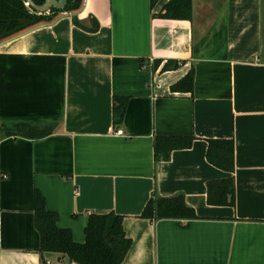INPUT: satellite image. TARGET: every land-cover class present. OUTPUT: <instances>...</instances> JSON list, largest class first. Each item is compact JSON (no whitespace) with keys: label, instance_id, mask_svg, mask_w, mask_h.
I'll return each instance as SVG.
<instances>
[{"label":"crops","instance_id":"1","mask_svg":"<svg viewBox=\"0 0 264 264\" xmlns=\"http://www.w3.org/2000/svg\"><path fill=\"white\" fill-rule=\"evenodd\" d=\"M169 1L84 0L0 41V126L53 128L0 136V264H76L39 252L37 189L78 242L91 214H122L121 264H264V0L156 16ZM191 70L194 91H172ZM115 97L127 98L118 126ZM158 136L193 141L156 160ZM210 140L233 142V171L209 161ZM231 176L234 204H210L208 183ZM179 194L196 218L141 216Z\"/></svg>","mask_w":264,"mask_h":264},{"label":"trees","instance_id":"2","mask_svg":"<svg viewBox=\"0 0 264 264\" xmlns=\"http://www.w3.org/2000/svg\"><path fill=\"white\" fill-rule=\"evenodd\" d=\"M42 4L45 0H33ZM84 0H68L66 11L77 12ZM158 0H151L154 6ZM192 0H170L156 15L169 19H192ZM60 12H31L26 0H0V35L21 26V21L31 18L35 24L51 21ZM91 26L84 25L77 16L75 22L89 31L99 27L95 17L90 18ZM157 65V63H156ZM177 63L167 61L163 70L176 68ZM172 91L192 93L194 91V71L191 70L182 79L171 86ZM127 98L115 97L114 125L123 122ZM53 131L51 126H37L28 122H18L12 125L2 123L0 136L19 134L27 138L40 139ZM192 138L158 136L155 141L156 160L166 159L174 149L188 148ZM209 161L227 171L234 170L233 142L230 140H210L207 151ZM235 181L228 177L213 180L208 183V202L210 204H234ZM141 216L149 219L163 218H196L195 210L187 205L184 195L171 197L153 196L146 204ZM59 214L49 210L43 194L35 190V225L39 231L41 242L39 252L45 255H57L58 259H67L76 264H121L132 245V239L124 229V216L114 211L108 213H93L89 216L85 228V240L74 239L70 228L58 225ZM45 264H49L45 260Z\"/></svg>","mask_w":264,"mask_h":264},{"label":"water","instance_id":"3","mask_svg":"<svg viewBox=\"0 0 264 264\" xmlns=\"http://www.w3.org/2000/svg\"><path fill=\"white\" fill-rule=\"evenodd\" d=\"M26 4L30 6L34 11L42 14V13H52L54 10L59 12H67L66 8L68 5V0H45L42 4H36L33 0H26ZM22 25L17 27L16 29L6 32L0 35V41L5 38L20 32L21 30L34 26L35 21L31 18H26L21 21Z\"/></svg>","mask_w":264,"mask_h":264},{"label":"built area","instance_id":"4","mask_svg":"<svg viewBox=\"0 0 264 264\" xmlns=\"http://www.w3.org/2000/svg\"><path fill=\"white\" fill-rule=\"evenodd\" d=\"M115 133L118 134V135H123L124 134L122 129H118ZM5 177H6V175H5ZM48 263L51 264L50 262H48Z\"/></svg>","mask_w":264,"mask_h":264},{"label":"flooded vegetation","instance_id":"5","mask_svg":"<svg viewBox=\"0 0 264 264\" xmlns=\"http://www.w3.org/2000/svg\"><path fill=\"white\" fill-rule=\"evenodd\" d=\"M31 12H36V11H34L32 8H31ZM38 13V12H37ZM40 14V13H39ZM24 20V19H23ZM21 25H22V22H21ZM17 28V27H16ZM25 29H27V28H25ZM25 29H23V30H21L20 32H22V31H24ZM6 33V32H5ZM2 34H4V33H2Z\"/></svg>","mask_w":264,"mask_h":264}]
</instances>
